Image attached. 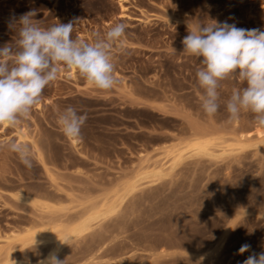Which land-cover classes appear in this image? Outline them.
Segmentation results:
<instances>
[{
  "label": "rangeland",
  "instance_id": "1",
  "mask_svg": "<svg viewBox=\"0 0 264 264\" xmlns=\"http://www.w3.org/2000/svg\"><path fill=\"white\" fill-rule=\"evenodd\" d=\"M31 10L42 27L78 19L74 39L91 42L116 22L125 23L126 32L123 47L113 50L118 82L111 90L97 89L75 70L69 77L72 69L61 66L28 118L0 126V142L27 145L33 159L27 168L0 148V262L19 263L27 255L37 264L57 244L43 224L80 222L115 191L124 197L119 213L63 245L58 258L65 264H85L91 248L105 243L104 260L125 257L121 264H242L264 251V141L256 136L264 127L250 112L229 119L226 102L244 86L235 79L221 81L220 108L206 115L196 77L203 65L182 45L188 25L212 20L264 30V0H0V47L16 38L9 18ZM68 106L87 114L75 143L56 123ZM194 131L227 142L252 133L251 146L227 154L216 147L214 157L189 153L160 181H140L126 195L123 187L137 180L144 155L151 164ZM34 202L47 203L53 213ZM30 228L41 231L31 242ZM35 240L34 250L21 251ZM244 244L250 249L241 255Z\"/></svg>",
  "mask_w": 264,
  "mask_h": 264
},
{
  "label": "clouds",
  "instance_id": "2",
  "mask_svg": "<svg viewBox=\"0 0 264 264\" xmlns=\"http://www.w3.org/2000/svg\"><path fill=\"white\" fill-rule=\"evenodd\" d=\"M36 12L28 11L18 18H9L8 28L16 38L0 47V126L13 127L29 117L41 101L47 86L56 81L61 70L74 69L76 73L99 90H111L117 84L114 48L123 47L126 24L116 22L103 33L94 34L91 42L74 39L72 33L78 19L42 27L35 19ZM188 25L183 38V53L196 57L203 67L197 69L198 85L203 89L200 97L203 112L214 116L219 108L221 81L235 79L242 88H234L226 102L230 120L241 112L254 114L259 127H264V30L245 29L236 24L217 22ZM87 114H80L68 106L56 115V123L69 140L81 138V129ZM18 155L27 168L33 166L30 148L14 140L0 142ZM57 236V235H56ZM63 244L67 243L57 237ZM37 241L25 250H34ZM244 244L239 254L248 252ZM12 264L17 261L12 260ZM19 264H31L25 255ZM37 264H65L57 250L38 259ZM242 264H264V251L251 253Z\"/></svg>",
  "mask_w": 264,
  "mask_h": 264
},
{
  "label": "bare ground",
  "instance_id": "3",
  "mask_svg": "<svg viewBox=\"0 0 264 264\" xmlns=\"http://www.w3.org/2000/svg\"><path fill=\"white\" fill-rule=\"evenodd\" d=\"M73 70L74 69H72V71L67 74L69 75V77L74 76ZM7 127L8 126H3V128H7ZM192 135H193L192 137L188 138L181 144L167 147L163 155L160 156L161 158L158 160H155L151 164H150L151 159L144 155L142 157L143 165L140 166L138 169L137 180L132 183H127L123 187L124 190H126L125 191L126 195H129L132 192H134L138 188L137 183L140 181L146 180L148 181V183H155L157 181H160L163 177L167 175L166 174L167 170H172V169L174 170V168L180 165L184 157L188 155L189 153L199 154V155H208L210 157L211 156L214 157L213 152L216 147H220L223 150V153H226V154L227 153H241L245 151V149L251 146L250 142L252 141V133L239 134L238 137H236L235 139L229 142L223 140L222 137L215 136V135L213 136L206 135V134L203 135L202 133L197 132V131H194V134ZM256 136L258 140L264 141L263 131H257ZM17 137L19 139V142L23 141V139L25 138L23 134L21 133H17ZM72 141L73 143L76 142V140H72ZM167 164H169L168 168L166 167ZM123 198L124 197H122L119 194V191H115L113 198L111 199H109V197L108 199L105 198V201L101 203L100 205L97 204V207L96 205H94L95 207H93V209H91L90 212L88 211L89 212L88 216H86L84 220L80 222H76L77 220L74 219L75 221L73 222L75 223L71 222L72 224H66L61 219L56 218V220H54L55 219L54 218V219L48 220L47 224H43V226H46L44 227V229L51 231L53 235H57L56 238L58 237L60 240L70 243L73 240L75 239L77 240V238L83 237L89 232H91L95 228V225L98 224V227H99L100 222L114 216L117 212L119 213V210H121L119 208L121 206V202ZM34 205L36 207L37 206L40 207V209H42L43 211L45 210L47 212L53 213L52 212L54 210L53 207H51L47 203L34 202ZM39 234H41V231H37L34 228H30L26 231V235H27L26 239L31 242L34 240L32 238L36 237ZM67 243L61 244L57 239V244L56 246H54L52 250L55 249L57 250V252H59L61 247ZM105 247H106V243L103 244L96 251H94L93 248H91L92 251H90V256L88 257L85 264H121L122 262L125 261L126 259L125 257L119 260H104L101 254ZM164 253H165L164 251L161 252V254H164ZM4 261L6 262L4 264H12L9 262L10 257L6 258ZM4 261H1L0 264H2Z\"/></svg>",
  "mask_w": 264,
  "mask_h": 264
}]
</instances>
